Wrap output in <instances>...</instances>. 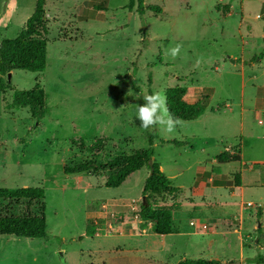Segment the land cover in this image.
<instances>
[{"label": "rangeland", "instance_id": "obj_1", "mask_svg": "<svg viewBox=\"0 0 264 264\" xmlns=\"http://www.w3.org/2000/svg\"><path fill=\"white\" fill-rule=\"evenodd\" d=\"M144 4L160 10L140 15L127 0H45L46 67L11 71L10 87L0 91V186L43 188L46 236L0 234V264H264L253 260L264 257V185H254L264 184V0ZM34 5L0 0V42L23 28ZM35 79L46 94L45 116L6 110L13 91L30 89ZM174 85L185 86L191 100L207 97L205 113L175 122L172 131L141 127L143 96ZM219 104L226 108L213 112ZM150 134L153 160L179 187L155 198L175 207L179 232L157 235L147 223L141 233L122 234L121 224L139 222L148 168L112 188L104 184L108 170L63 168L145 150ZM226 148L239 150L242 162L218 164ZM200 167L206 170L198 174ZM213 171L223 186L197 189ZM239 171L248 183L242 199L232 187ZM87 226L93 234L85 235Z\"/></svg>", "mask_w": 264, "mask_h": 264}, {"label": "trees", "instance_id": "obj_2", "mask_svg": "<svg viewBox=\"0 0 264 264\" xmlns=\"http://www.w3.org/2000/svg\"><path fill=\"white\" fill-rule=\"evenodd\" d=\"M45 0H35L34 9L26 19L23 28L12 38L3 39L0 42V91L9 88L7 74L13 70H25L40 72L46 67L47 56V22L45 19ZM129 10L135 7L136 12L143 15L146 10L158 12L157 6L145 5L144 0H127ZM216 8L220 9L217 5ZM223 14L228 12L227 6H223ZM186 87L174 85L164 92L168 113L175 122L192 121L205 113L206 99H197L187 102L184 99ZM6 110H18L28 108L30 116L34 120L42 119L48 111L45 91L37 79L30 89H15L11 101L5 104ZM224 105H217L212 111H220ZM154 135L148 136L149 147L145 150H135L131 153H121L109 156L105 161L94 159L83 160L77 164L64 166L66 174H79L83 172L108 170L104 184L107 187H118L133 172L147 167L148 176L143 184V196L146 204L141 202L139 207V222L137 225L121 224L122 234L141 233L144 224L149 223L152 231L157 235L177 233L179 230L173 224L172 205L159 202L155 197L166 193L177 194L179 187L171 184L160 169V165L153 160ZM87 149L93 152L100 139ZM152 163L148 164V160ZM218 164L241 162L240 151L224 150L215 157ZM240 172L234 175L236 185H239ZM44 190L39 186L2 187L0 186V234L14 235L17 237L42 238L46 236V228L43 213ZM177 208V206H176ZM88 226L85 235L93 234ZM253 260L264 263L263 256H257ZM177 264H221L216 259H184Z\"/></svg>", "mask_w": 264, "mask_h": 264}, {"label": "clouds", "instance_id": "obj_3", "mask_svg": "<svg viewBox=\"0 0 264 264\" xmlns=\"http://www.w3.org/2000/svg\"><path fill=\"white\" fill-rule=\"evenodd\" d=\"M179 51V46L170 50L173 57ZM144 103L138 105L136 109V117L141 122V127L148 128L154 124H162L167 131H172L175 121L168 113L166 107V98L161 93H153L143 96Z\"/></svg>", "mask_w": 264, "mask_h": 264}, {"label": "crops", "instance_id": "obj_4", "mask_svg": "<svg viewBox=\"0 0 264 264\" xmlns=\"http://www.w3.org/2000/svg\"><path fill=\"white\" fill-rule=\"evenodd\" d=\"M224 6H227V5H224ZM223 9V6L221 7V10ZM227 9H228V6H227ZM227 13H229V10H228V12ZM226 13V14H227ZM201 98V97H200ZM200 98H195V99H189V98H187V88H186V94H185V96H184V99L187 101V102H194V101H196L197 99H200ZM224 105V108L222 109V110H224L225 108H226V105L225 104H223ZM222 110H220V111H222ZM206 111V110H205ZM220 111H215V112H220ZM201 117V116H200ZM199 117V118H200ZM198 119V118H197ZM224 150H227V151H231L229 148H226V149H223L222 150V152L224 151ZM240 156H241V154H240ZM216 161V160H215ZM242 162V161H241ZM240 162V163H241ZM160 169L162 170V167L160 166ZM200 170H199V172H198V174H200L201 172H203L204 170H206L205 169V167H200L199 168ZM209 172V171H208ZM211 172V171H210ZM240 172V179H239V185H236L235 184V181H234V177H233V188H236V189H238L237 191L238 192H236L234 189H232L231 191H229V195H231V196H235L236 195V193H239L238 195H239V197L242 199V197H243V192H244V187L246 186V185H248V183H245V181H244V173L242 172V171H239ZM213 173H217V172H214L213 171ZM219 173H217V174H212V176H208V177H206L205 179H201V180H198L197 181V189L198 188H212V189H214V188H218V187H221V186H223V184L224 183H218L217 181V179L215 178V176L216 175H218ZM254 185H264L263 183H261V182H258V183H256V184H254ZM229 188H231V187H229ZM236 192V193H235ZM119 232H120V229H119Z\"/></svg>", "mask_w": 264, "mask_h": 264}, {"label": "water", "instance_id": "obj_5", "mask_svg": "<svg viewBox=\"0 0 264 264\" xmlns=\"http://www.w3.org/2000/svg\"><path fill=\"white\" fill-rule=\"evenodd\" d=\"M10 76H11V73L9 72V73L7 74V78H8V80L10 79ZM151 163H152V159H149V160H148V164H151ZM142 202H143L144 204H146V197H145V196L142 197Z\"/></svg>", "mask_w": 264, "mask_h": 264}, {"label": "built area", "instance_id": "obj_6", "mask_svg": "<svg viewBox=\"0 0 264 264\" xmlns=\"http://www.w3.org/2000/svg\"><path fill=\"white\" fill-rule=\"evenodd\" d=\"M138 218H139V216H138ZM191 224H192V225H194V223H193V222H191ZM195 226H198V224H197V223H195ZM201 227H203V228H204V227H205V224H201Z\"/></svg>", "mask_w": 264, "mask_h": 264}]
</instances>
